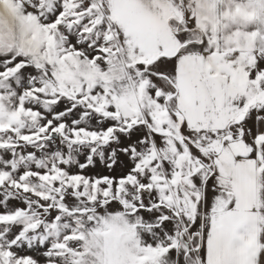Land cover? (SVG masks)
<instances>
[{
	"label": "snow or ice",
	"instance_id": "obj_1",
	"mask_svg": "<svg viewBox=\"0 0 264 264\" xmlns=\"http://www.w3.org/2000/svg\"><path fill=\"white\" fill-rule=\"evenodd\" d=\"M0 264H264V0H0Z\"/></svg>",
	"mask_w": 264,
	"mask_h": 264
}]
</instances>
